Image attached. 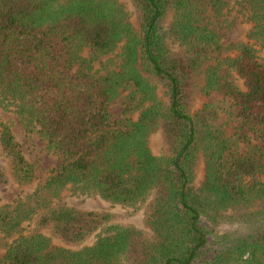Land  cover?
Masks as SVG:
<instances>
[{"label": "trees", "instance_id": "16d2710c", "mask_svg": "<svg viewBox=\"0 0 264 264\" xmlns=\"http://www.w3.org/2000/svg\"><path fill=\"white\" fill-rule=\"evenodd\" d=\"M129 1L135 26L118 0H0V108L57 158L43 182L0 204V264H264V149L253 142L264 141V0L237 1L250 27L225 46L224 0ZM116 48V63L100 59ZM211 92L222 106L189 113L196 93ZM0 155V188L31 185L33 164L2 120ZM64 191L140 208L142 228L53 205ZM224 223L249 230L218 233Z\"/></svg>", "mask_w": 264, "mask_h": 264}, {"label": "rangeland", "instance_id": "374dc122", "mask_svg": "<svg viewBox=\"0 0 264 264\" xmlns=\"http://www.w3.org/2000/svg\"><path fill=\"white\" fill-rule=\"evenodd\" d=\"M124 8L129 12V18L132 25L135 23L134 8L129 0H118ZM228 5L224 14L219 17L217 22V31L220 34V43L225 46L229 43H234L237 41H246V32L250 27V23L246 20L245 16L240 11L237 1L240 0H224ZM170 14H167L163 19L162 26L166 28L168 22L170 21ZM169 45L175 49V43L171 40H167ZM258 47V46H256ZM118 51L116 48L112 53L102 56L100 59L111 58L112 62L116 63L118 60L114 57V53ZM84 55H88V51L85 50ZM229 53V52H228ZM226 53H221L220 56H224ZM231 54V53H230ZM258 55L264 59V49L258 51ZM97 61L94 62V66L97 67ZM230 77L233 79L234 83L240 86V80H238L232 72H230ZM157 97L166 102V97L162 92V89L157 85L156 89ZM221 98L216 95V93L211 92L208 96H204L201 93H196L193 97L191 104L189 106V113H193L202 107L204 103H213L216 106H222L223 103L220 101ZM127 99L125 97V92H121L120 95L109 105L108 111L112 115V119L117 120L123 116V108L125 107ZM135 114H131V118H134ZM0 120L8 122L11 126L14 138L22 151L23 156L27 161L33 164L35 170V180L29 186H24L10 181L4 188H0V204L11 202L15 197L29 193L37 184L43 182L46 177L47 171L53 167L57 158L55 155L48 153L45 149L44 141L39 138L36 133L28 134L26 133L20 123L15 119L14 115L10 112H6L0 108ZM216 122H227L226 116L219 112L215 120ZM226 132L230 134L234 131L232 123H226ZM244 131V130H243ZM258 146L264 149V141H254ZM147 144L150 151L153 154H158L159 152V137L157 132L150 133L147 138ZM244 144H239L238 150L242 151L244 149ZM0 164L7 167L6 159L0 155ZM203 178V161L199 160L195 175L192 181L193 187L200 185ZM53 205L64 204L77 209H91L98 211H105L115 215L114 221L131 224L135 227L142 228V215L141 209H133L132 207L121 206L119 204H111L109 202L103 201L96 195H70L68 191L62 192L59 199L52 201ZM28 223L25 225L27 226ZM246 231L249 230L246 226L239 224H220L216 227L218 233L230 232V231ZM48 232V231H47ZM45 231V233H47ZM51 242L55 245H63L58 239L50 237ZM94 237L89 236L83 242L78 245L71 246L72 248L81 247L82 245H89L92 243ZM65 246V245H63ZM66 247V246H65ZM68 247V246H67ZM2 254V249H0V255Z\"/></svg>", "mask_w": 264, "mask_h": 264}]
</instances>
